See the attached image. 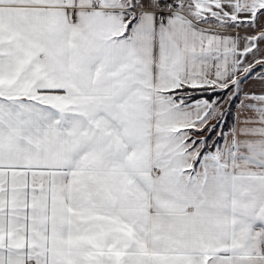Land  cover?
I'll use <instances>...</instances> for the list:
<instances>
[{
    "label": "snow or ice",
    "instance_id": "obj_1",
    "mask_svg": "<svg viewBox=\"0 0 264 264\" xmlns=\"http://www.w3.org/2000/svg\"><path fill=\"white\" fill-rule=\"evenodd\" d=\"M254 73L264 0H0V264H264Z\"/></svg>",
    "mask_w": 264,
    "mask_h": 264
},
{
    "label": "crops",
    "instance_id": "obj_2",
    "mask_svg": "<svg viewBox=\"0 0 264 264\" xmlns=\"http://www.w3.org/2000/svg\"><path fill=\"white\" fill-rule=\"evenodd\" d=\"M255 72H260V69L257 67ZM242 87H243V91L236 98V100L233 104V107L231 110V116H230V123L226 129H223L224 132H227L231 128V126L235 123L237 115H240L241 118H243V116H245V115H253V113L251 111L238 113V106L240 105L241 100H243L245 104H256V105L259 104L258 101L246 100L244 98L245 94H248V95H262V94H264V82H262L258 78H256L255 73L253 74V78L247 80L243 84ZM200 99H205V98H198L195 100H200ZM210 122H214V120L210 121Z\"/></svg>",
    "mask_w": 264,
    "mask_h": 264
},
{
    "label": "rangeland",
    "instance_id": "obj_3",
    "mask_svg": "<svg viewBox=\"0 0 264 264\" xmlns=\"http://www.w3.org/2000/svg\"><path fill=\"white\" fill-rule=\"evenodd\" d=\"M186 91H188L189 93H191L190 90L186 89ZM221 95V93L216 92V94L214 95V97ZM213 97V98H214ZM222 98V102H223V108L226 110L227 114L222 122V130L224 128H227L229 126L230 123V116H231V110L233 107V104L235 102L236 99L232 100V101H228L224 96H221ZM216 121L214 120V122H210L211 124H215ZM221 131V128H216L213 132H208L207 130H205L202 133H197L196 138L200 139V138H207L209 140V143L211 144L213 141H218L220 140V137L217 135V133H219Z\"/></svg>",
    "mask_w": 264,
    "mask_h": 264
},
{
    "label": "trees",
    "instance_id": "obj_4",
    "mask_svg": "<svg viewBox=\"0 0 264 264\" xmlns=\"http://www.w3.org/2000/svg\"><path fill=\"white\" fill-rule=\"evenodd\" d=\"M188 90L191 91V95L194 100L198 98L212 99L216 94V92H212L210 89L208 91H203L201 89H188Z\"/></svg>",
    "mask_w": 264,
    "mask_h": 264
}]
</instances>
